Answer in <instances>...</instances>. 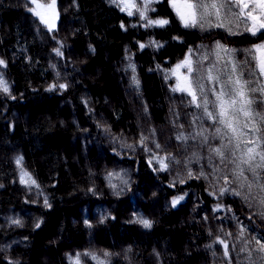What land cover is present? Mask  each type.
Masks as SVG:
<instances>
[{
  "label": "trees",
  "instance_id": "obj_1",
  "mask_svg": "<svg viewBox=\"0 0 264 264\" xmlns=\"http://www.w3.org/2000/svg\"><path fill=\"white\" fill-rule=\"evenodd\" d=\"M125 1L56 0L51 30L29 0H0V75L10 89L0 90V264H74L76 253L81 264H97L85 253L106 264H264L257 181L209 162L227 137L172 73L192 49L194 70L237 62L244 79L264 84L258 52L248 51L264 29L248 31L238 0L203 28L184 27L171 0L147 11L148 1ZM138 9L169 24L145 26ZM250 95L264 111L261 93Z\"/></svg>",
  "mask_w": 264,
  "mask_h": 264
},
{
  "label": "snow or ice",
  "instance_id": "obj_2",
  "mask_svg": "<svg viewBox=\"0 0 264 264\" xmlns=\"http://www.w3.org/2000/svg\"><path fill=\"white\" fill-rule=\"evenodd\" d=\"M55 0H53V3ZM114 3H119V0H113ZM152 0H148V3H142L144 11H147L149 4ZM236 0H182V7L187 10V14L177 8V0H171L172 6L177 8L179 13V18L183 22L184 27H204V22L208 17L215 15L217 19L220 17V12L222 9H229V6L235 4ZM261 7H264V0H258ZM238 6V5H237ZM245 7L247 5L245 4ZM122 11L126 10L121 8ZM211 10V11H210ZM144 11H139L138 14L141 19L146 21L145 26H160L163 27L169 24L168 19H150L145 16ZM131 11H128V15H132ZM38 15V13H37ZM227 15V12L225 13ZM251 16V12H249ZM211 24V21L208 20ZM216 27H223V23H217ZM124 27V25H121ZM261 28H264V24H261ZM231 32V28L228 29ZM251 31L253 36L256 35V31L248 29ZM236 34V33H232ZM150 45H156L160 47L162 45L158 44L156 41H150ZM141 49L145 48L146 45L139 44ZM216 48L222 50L226 53L234 52L235 49L226 48L223 44L217 42ZM58 54L60 50H56ZM192 49H189L188 57L182 60L180 63L176 64V67L172 70V73H177L181 68H186L188 75L184 77L186 81V86L181 88L178 87L180 91H186L191 96L190 103H195L197 108H202L204 114L212 121L213 125H219L215 127V134L221 138L227 137L228 144H221L218 147L210 148V151L214 154L209 157V162L211 163L215 157L219 158L220 164H232L234 165L231 170L236 179L243 178L247 181V176L245 172L252 173L254 179L257 181L258 197L261 205H264V183H259V173L257 169H264V111H255L252 108L254 99L251 97L250 93L260 92L261 96L264 97V84L259 86H254V82L251 80L244 79V73L238 71L239 64L237 62H231L230 70L227 72L217 73L216 65L213 63L210 67L203 69H193L192 68ZM253 54L255 58V52H261L262 55L259 58V74L264 75V43H260L254 46V49L248 50ZM207 59V57H204ZM202 63V61H201ZM0 65L6 66L4 60L0 59ZM227 67V65H226ZM196 72L193 76L192 73ZM201 72L203 74H201ZM223 77V78H222ZM205 81L211 82V87L206 90ZM52 87H56L53 85ZM59 87L66 88L67 85L60 84ZM0 90L5 93L10 91L8 82L3 79L0 75ZM176 90V89H174ZM212 93L214 95V100L211 101L213 106V111L208 110L209 99L208 94ZM241 114L244 120H241ZM198 135H203V132L198 133ZM180 139H187V137H179ZM205 142L207 137L204 138ZM259 149V151L257 150ZM20 161L18 160L17 163ZM35 183V181H32ZM252 182L247 185L249 193L252 192ZM241 187H244L242 184ZM228 189H222V192ZM236 195H240L239 192H235ZM248 197H245L247 199ZM183 197H178L172 201L175 205L182 200ZM45 203L47 201L45 200ZM142 223L144 227L150 228L151 222L146 219H140L138 221ZM19 223V221H15ZM39 227V224L36 225ZM224 245L225 255H228L227 248L228 245L224 244V241H220ZM259 243V241L257 242ZM247 251V249H244ZM260 250L264 251V244H260ZM84 255H90L97 264H106L105 259L92 253H85ZM109 253H103L104 257H107ZM80 253H76L73 258L74 264H81ZM264 260V257L261 258Z\"/></svg>",
  "mask_w": 264,
  "mask_h": 264
},
{
  "label": "rangeland",
  "instance_id": "obj_3",
  "mask_svg": "<svg viewBox=\"0 0 264 264\" xmlns=\"http://www.w3.org/2000/svg\"><path fill=\"white\" fill-rule=\"evenodd\" d=\"M29 1L32 3L33 14L49 29L51 30L56 29L58 24V10L56 5V0L54 3L52 0L48 4L41 3L38 0H29ZM145 1L147 2L148 0ZM238 1L242 7V12L246 14V16L249 18L251 22V29L255 30L256 32L264 29L261 28V24H264V7H261L258 0H238ZM125 3L127 6H129L131 0H127L125 1ZM245 4L247 5V7H245ZM172 8L174 9V11L177 13L178 16L179 13L177 12V8H180L181 11L185 13V15L187 14V10L182 7V0H177V8H174L173 6ZM249 12H251V16H249ZM261 55L262 53L258 52L257 55L258 60L261 57ZM185 69L186 68H181L177 73H175V76L178 80V85L181 88L186 86V81L184 77L187 76V74L184 72Z\"/></svg>",
  "mask_w": 264,
  "mask_h": 264
}]
</instances>
